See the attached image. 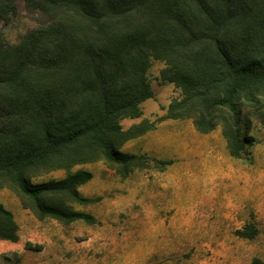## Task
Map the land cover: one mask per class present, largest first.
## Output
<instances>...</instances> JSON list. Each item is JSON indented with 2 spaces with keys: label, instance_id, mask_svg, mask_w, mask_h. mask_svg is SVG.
Instances as JSON below:
<instances>
[{
  "label": "trees",
  "instance_id": "16d2710c",
  "mask_svg": "<svg viewBox=\"0 0 264 264\" xmlns=\"http://www.w3.org/2000/svg\"><path fill=\"white\" fill-rule=\"evenodd\" d=\"M23 1L38 26L16 44L0 33V189L38 220L96 224L74 207L97 202L79 190L92 173L36 182L44 176L99 161L122 178L150 168L122 148L155 124L125 131L121 122L141 118L154 98L152 60L165 63L162 79L181 91L158 121L190 120L201 135L220 129L230 156L253 163L252 129L264 127V0ZM16 15V0H0V23ZM0 240H19L2 205Z\"/></svg>",
  "mask_w": 264,
  "mask_h": 264
},
{
  "label": "rangeland",
  "instance_id": "374dc122",
  "mask_svg": "<svg viewBox=\"0 0 264 264\" xmlns=\"http://www.w3.org/2000/svg\"><path fill=\"white\" fill-rule=\"evenodd\" d=\"M0 33L8 44L38 26L23 0ZM164 62L152 60L148 79L154 98L143 115L125 119V131L145 121L155 129L129 141L122 152L145 157L150 168L127 178L104 161L59 171L36 182L60 180L85 170L92 180L80 193L96 203L74 206L96 224L38 220L10 189L0 205L19 226L15 243L0 240V264H264V127L255 124L253 163L232 158L220 129L201 135L190 120H158L181 91L162 79ZM172 165L156 169V162ZM256 229L253 238L239 232Z\"/></svg>",
  "mask_w": 264,
  "mask_h": 264
}]
</instances>
